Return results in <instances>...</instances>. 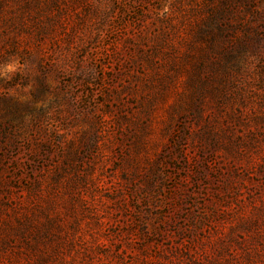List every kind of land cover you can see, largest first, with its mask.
Segmentation results:
<instances>
[{"label": "rangeland", "instance_id": "rangeland-1", "mask_svg": "<svg viewBox=\"0 0 264 264\" xmlns=\"http://www.w3.org/2000/svg\"><path fill=\"white\" fill-rule=\"evenodd\" d=\"M0 218L30 260L264 264V0H0Z\"/></svg>", "mask_w": 264, "mask_h": 264}, {"label": "trees", "instance_id": "trees-1", "mask_svg": "<svg viewBox=\"0 0 264 264\" xmlns=\"http://www.w3.org/2000/svg\"><path fill=\"white\" fill-rule=\"evenodd\" d=\"M13 220H4L0 218V225H4L8 228H13L12 225ZM14 222L17 226H23L26 223L24 221L19 220V218H15ZM4 243H7L5 240H2ZM2 251L0 252V264H23L22 260L26 261V259L28 258L29 261H31V263L25 262L26 264H61L57 257V255H59V250L58 249H54L52 251H48V253L41 255L40 257L34 259V260H30L31 258V254L30 252H28L27 254L24 253L19 250L16 252H10V254L7 253L6 249L3 248L1 249ZM33 248H30V251H32ZM57 257L58 260L54 261L52 258Z\"/></svg>", "mask_w": 264, "mask_h": 264}, {"label": "clouds", "instance_id": "clouds-1", "mask_svg": "<svg viewBox=\"0 0 264 264\" xmlns=\"http://www.w3.org/2000/svg\"><path fill=\"white\" fill-rule=\"evenodd\" d=\"M14 69H15V65L10 64V65L6 66L5 70L11 72V71H14Z\"/></svg>", "mask_w": 264, "mask_h": 264}]
</instances>
